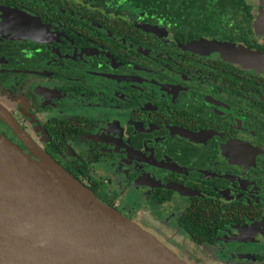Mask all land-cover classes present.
I'll return each mask as SVG.
<instances>
[{"label": "flooded vegetation", "instance_id": "flooded-vegetation-1", "mask_svg": "<svg viewBox=\"0 0 264 264\" xmlns=\"http://www.w3.org/2000/svg\"><path fill=\"white\" fill-rule=\"evenodd\" d=\"M240 49L264 55V0H0V108L32 146L0 133L211 263L264 264V64Z\"/></svg>", "mask_w": 264, "mask_h": 264}, {"label": "water", "instance_id": "water-1", "mask_svg": "<svg viewBox=\"0 0 264 264\" xmlns=\"http://www.w3.org/2000/svg\"><path fill=\"white\" fill-rule=\"evenodd\" d=\"M12 23L30 39L43 35L27 15ZM264 64V55L239 50ZM0 116L30 146L14 119ZM38 160L0 133V264H189L120 211L103 203L43 151Z\"/></svg>", "mask_w": 264, "mask_h": 264}, {"label": "rangeland", "instance_id": "rangeland-1", "mask_svg": "<svg viewBox=\"0 0 264 264\" xmlns=\"http://www.w3.org/2000/svg\"><path fill=\"white\" fill-rule=\"evenodd\" d=\"M128 194L129 193L126 194V199ZM140 200L141 199H138V202H134V204L131 203V205H134L135 214L137 215V220L135 221L146 231L152 233L180 258L189 264H195L188 260L189 255L192 254L196 255L198 259L196 262L197 264H223L211 263L212 259L209 258V255L204 254L205 252L202 250L201 246H197L192 243L189 240L187 234L176 227L177 225L175 222L172 220L167 221L164 214H159L157 207L160 206H157L153 203L149 205ZM141 219H144V221H149L148 224L141 222Z\"/></svg>", "mask_w": 264, "mask_h": 264}, {"label": "trees", "instance_id": "trees-1", "mask_svg": "<svg viewBox=\"0 0 264 264\" xmlns=\"http://www.w3.org/2000/svg\"><path fill=\"white\" fill-rule=\"evenodd\" d=\"M66 169V168H65ZM67 170V169H66ZM68 171V170H67ZM71 175H73L74 176V174L73 173H71L70 171H68ZM78 181H80L81 183H82V181L80 180V179H78L76 176H74ZM84 184V183H83ZM85 185V184H84ZM86 187H88L87 185H85ZM94 194H95V192L90 188V187H88Z\"/></svg>", "mask_w": 264, "mask_h": 264}]
</instances>
